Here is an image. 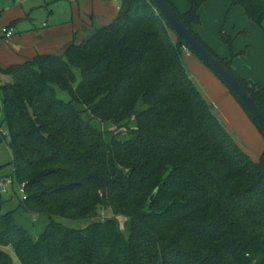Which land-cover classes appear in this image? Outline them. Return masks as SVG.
<instances>
[{
  "label": "trees",
  "instance_id": "1",
  "mask_svg": "<svg viewBox=\"0 0 264 264\" xmlns=\"http://www.w3.org/2000/svg\"><path fill=\"white\" fill-rule=\"evenodd\" d=\"M166 1L264 112V86L233 71L232 40L221 58L193 29L210 0H187L185 13ZM237 6L264 30V0ZM89 31L61 55L0 68L9 80L0 144L9 140L24 189L8 213L0 191V264H264V154L252 161L218 123L187 76L192 51L151 0H123L111 23ZM20 210L48 216L39 237ZM103 210L112 215L98 220ZM53 217L93 223L74 230Z\"/></svg>",
  "mask_w": 264,
  "mask_h": 264
},
{
  "label": "rangeland",
  "instance_id": "2",
  "mask_svg": "<svg viewBox=\"0 0 264 264\" xmlns=\"http://www.w3.org/2000/svg\"><path fill=\"white\" fill-rule=\"evenodd\" d=\"M122 1L114 0L111 3L108 0H79L78 2L72 0H0V11L3 14L0 16V68L7 69L10 66L24 63L30 48L31 51H35L36 43L45 37L43 33L46 30L57 27L70 29L69 34L65 33L62 36L70 35L71 41L76 36V43L82 42L84 39L83 24H90V28L93 24L96 26L108 25L110 21L117 17L118 8L122 5ZM183 1L174 0L179 12L183 10ZM185 1L187 2V0ZM227 1L230 0H214L211 2L206 11L207 14L204 16L205 31L204 35L200 32L202 34L200 39L212 45L218 55L221 54L222 49L229 50V46L225 41L231 39L235 53L236 51L242 52L236 58L241 68L239 72L248 75L251 82L264 86V30L255 27L239 6L233 7L238 8V10L228 12L229 8L233 9L232 7L225 10ZM93 16L97 17L94 22ZM225 16L226 20H224ZM16 23L17 25L13 27ZM230 24L238 26L237 29L239 30L236 34L235 29L230 27ZM250 26L254 29H250ZM197 27L198 25L193 28H196L195 32ZM4 29L13 30L14 37L6 39L2 35ZM88 32L90 33V31ZM27 37L29 38L28 45L24 43V39ZM54 54L61 55L62 53L54 52ZM183 64L188 78L209 103L218 123L252 161L259 162L264 154V138L256 126L249 122L248 116L240 110L242 107L239 103H237L239 107L235 104L236 100L231 97L228 88L192 52H189V56L184 54ZM76 74L80 79V72L76 71ZM8 82L9 80L6 77L0 75V87ZM1 97L2 91L0 88V131L5 132L6 126L4 124ZM57 97L65 102L71 101L68 93L58 89ZM77 108L82 107L77 105ZM83 118H90V114L85 113ZM95 125L100 127L99 122H96ZM0 164L3 167L0 172V180L6 182L10 179L13 180V184L7 186L6 192H3L6 202L3 213H8L18 209L24 199L21 193L22 186L15 174L14 154L10 148L9 140L0 144ZM111 215L109 210H103L101 218L98 220L111 217ZM17 218L18 222L25 226L35 238L45 231L50 222L46 215L27 213L23 210L18 212ZM53 220L68 229L74 230L85 229L93 223L91 220L78 221L60 217H53ZM119 221L121 222L122 231L128 236V232L124 227L125 219ZM14 261L15 264H19L15 256Z\"/></svg>",
  "mask_w": 264,
  "mask_h": 264
},
{
  "label": "water",
  "instance_id": "3",
  "mask_svg": "<svg viewBox=\"0 0 264 264\" xmlns=\"http://www.w3.org/2000/svg\"><path fill=\"white\" fill-rule=\"evenodd\" d=\"M151 1L156 11L188 48L237 96L264 135V112L239 78L202 44L166 0Z\"/></svg>",
  "mask_w": 264,
  "mask_h": 264
},
{
  "label": "crops",
  "instance_id": "4",
  "mask_svg": "<svg viewBox=\"0 0 264 264\" xmlns=\"http://www.w3.org/2000/svg\"><path fill=\"white\" fill-rule=\"evenodd\" d=\"M72 1H79V0H72ZM108 1H110L111 3L114 1V0H108ZM212 1H214V0H210L204 7H203V9H202V11H201V20H202V22H201V24L200 25H198V27H197V31L195 32L200 38H202V34L201 33H203V35H204V31H205V29H204V25H205V20H204V16L207 14V9H208V7L211 5V2ZM233 1L234 0H230L229 2L227 1L226 2V9L225 10H227L228 9V7H231L232 6V3H233ZM172 2L174 3V5L177 7V5H176V3L174 2V0H172ZM183 3V5H184V7H183V10L182 11H180L181 13H185V12H187L188 10H189V3H188V1L186 2L185 0L182 2ZM227 5H230V6H227ZM178 8V7H177ZM242 9V8H241ZM179 10V9H178ZM233 10H238V8H233V9H231V8H229V10H228V12L229 11H233ZM244 12V11H243ZM1 15H3L2 14V11H0V16ZM245 15V14H244ZM97 17H94L93 16V22H94V20L96 19ZM114 20V19H113ZM112 20V21H113ZM224 20H226V16H225V19ZM227 20H228V18H227ZM112 21H110L109 23H111ZM251 22V21H250ZM108 23V24H109ZM252 23V22H251ZM93 24V23H92ZM17 25V23L15 24V25H13V27H15ZM90 25V24H89ZM89 25H87V24H83V26H82V31H83V36H84V38L86 37V33H87V31H89V30H92V27L90 28L89 27ZM220 25V24H219ZM219 25L217 26V28L219 27ZM196 26V25H195ZM194 26V27H195ZM193 27V28H194ZM230 27H232V28H234L235 29V34L238 32V30L239 29H237V25L235 24L234 26H232L231 24H230ZM255 27H256V25H255ZM196 29V28H195ZM194 29V30H195ZM198 29H200L199 31H198ZM250 29H254L252 26H250ZM202 30V31H201ZM227 30H229L228 28H227ZM241 30V29H240ZM71 31H70V29H65V28H59V27H57V28H53V29H51V30H46L44 33H43V35L45 36V37H43V39L40 41V42H38V43H36V49H35V51L33 52V51H31L32 49L30 48V52H29V54L25 57V60H24V62H26L27 60H29V59H32V58H34L36 55H43V54H54V52H61V53H63V51H64V48H65V46L67 45V44H69L70 42H71V39H70V35H68V36H62V34H69ZM201 32V33H200ZM239 33H241V32H239ZM246 33V32H245ZM209 34H210V32H209ZM14 37V36H13ZM40 38H42V37H40ZM76 38V36H74V39ZM28 40H29V38L27 37V38H25L24 39V43H27L26 45H28ZM202 40V39H201ZM205 44H207L216 54H217V52L215 51V49H214V47H212V45H210L209 43H207V42H205V41H203ZM30 44H32V43H30ZM57 50V51H56ZM236 53L237 54H241L242 52H237L236 51ZM185 54L187 55V56H189V51L188 52H185ZM218 55V54H217ZM230 55H231V51H230V49L228 50V49H222V51H221V54L220 55H218L219 57H221V58H228V57H230ZM196 57V56H195ZM232 68H233V70L235 71V73L236 74H238L241 78H243V79H245V80H247V81H249V82H251L250 81V79H249V76L248 75H246V74H243V73H240L239 72V70H241V68L239 67V65H238V60L237 59H235L234 60V62H233V64H232ZM231 95V94H230ZM232 97V96H231ZM233 99V98H232ZM234 100V99H233ZM235 101V100H234ZM238 102H236L235 101V104L239 107V105L237 104ZM240 110L243 112V113H245L244 112V110H242L241 108H240ZM246 114V113H245ZM246 116H247V114H246ZM247 119L249 120V122H251V120L249 119V117H247ZM252 123V122H251ZM253 124V123H252ZM254 125V124H253Z\"/></svg>",
  "mask_w": 264,
  "mask_h": 264
},
{
  "label": "built area",
  "instance_id": "5",
  "mask_svg": "<svg viewBox=\"0 0 264 264\" xmlns=\"http://www.w3.org/2000/svg\"><path fill=\"white\" fill-rule=\"evenodd\" d=\"M2 35L6 38V39H10L11 37L14 36V33H13V30H7V29H4L3 32H2ZM184 50L186 52H188V49L185 47ZM13 184V180H8L7 182L5 180H0V191L1 192H6V187L7 186H10ZM21 193L23 194L24 196V189L23 187L21 188Z\"/></svg>",
  "mask_w": 264,
  "mask_h": 264
}]
</instances>
